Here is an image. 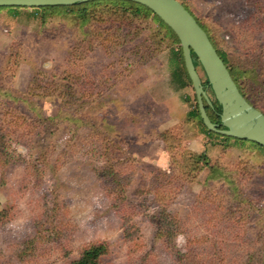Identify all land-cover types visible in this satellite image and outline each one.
<instances>
[{"label": "rangeland", "instance_id": "374dc122", "mask_svg": "<svg viewBox=\"0 0 264 264\" xmlns=\"http://www.w3.org/2000/svg\"><path fill=\"white\" fill-rule=\"evenodd\" d=\"M177 1L264 115V0ZM93 16L0 10V88L18 99H0V264H69L98 243V264H264V149L188 116L177 46L150 19Z\"/></svg>", "mask_w": 264, "mask_h": 264}, {"label": "water", "instance_id": "95a60500", "mask_svg": "<svg viewBox=\"0 0 264 264\" xmlns=\"http://www.w3.org/2000/svg\"><path fill=\"white\" fill-rule=\"evenodd\" d=\"M101 0H0L2 7L49 8L68 7ZM146 8L178 41L184 71L196 103V109L207 132L237 141H246L264 149V115L240 95L226 67L218 57L204 31L177 0H117ZM193 56V57H192ZM199 64L207 86L195 70ZM208 88L219 107L218 123H212L204 108L211 107L205 94Z\"/></svg>", "mask_w": 264, "mask_h": 264}, {"label": "trees", "instance_id": "16d2710c", "mask_svg": "<svg viewBox=\"0 0 264 264\" xmlns=\"http://www.w3.org/2000/svg\"><path fill=\"white\" fill-rule=\"evenodd\" d=\"M183 7H184V9L187 12H189L186 9L185 6H183ZM20 9L31 10L33 16H35L36 13H38V12H41L42 14L46 13V14H51V15L55 14V13L63 14V15H66V16L73 15V16H75V17H77L79 19L81 24H83V23L88 21L89 15L91 13L93 15H95L96 18H98L97 20L101 19L102 17H111V15H115V14H119L121 16H130V17L135 18L137 21H139V20L140 21H146L147 19H150V22L152 21L153 23H155L158 26V29L162 33V35L160 34L161 36L159 34L157 35V39H158L157 43H161V44L164 43L165 40H163V39L165 37V38H167V43H166V45L164 47L173 46V45L177 46V53L172 54V58L170 60L171 63L173 64V70L170 72V77L172 79V83H173L174 89L175 90H179V89H182L184 87H188V86L190 87V82H189V80L187 78V75H186V73L184 71V67H183V63H182L180 49H179V46H178L177 39L172 34V32L166 26H164L162 24V22L158 18H156L154 15L151 14L150 11H148L146 8H144L142 6H139L137 4H133V3H130V2H122V1H117V0H101V1L89 2V3H85V4H76V5H72V6H68V7H49V8H18V7H8L7 8V7H2V8H0V10H6L10 14H13V15L17 14V10H20ZM96 12H98L97 13L98 15H96ZM189 14L191 15L190 12H189ZM95 16H93V17H95ZM194 20L196 21L198 26L201 28V25L197 22V20L195 18H194ZM202 30L206 34L209 42L213 46V48L216 51L218 57L220 58V60L224 64V66L226 67V69H227L232 81L236 85L240 95L245 99V101L250 106H252L250 104V102L248 101V98H247V95H246V89L243 87L242 79L244 77V73L239 71V70H237V68L231 66L230 60H228L227 55L222 53V52H219L216 49V47H215L214 43L212 42V40H211L209 34L207 33V31L204 28ZM155 36H156V34H155ZM153 37L154 36L152 34L151 37H150V40H152ZM161 50H163V49L160 48L158 50V53L162 52ZM195 64H198L197 61H195V63L193 64L194 67H195V70H196V68L199 66V64L197 65V67L195 66ZM199 68H200V66H199ZM200 71L202 72L201 68H200ZM202 85L203 86H207L205 78H204V81H203ZM35 88H37V85L35 86ZM28 91L31 92L32 91V87L28 88ZM1 97L4 98L3 101L1 99ZM0 99L3 102V108H5V109H10L11 107H7V106H9V105L12 106L13 103L18 101V99L14 95L8 93L3 88H0ZM5 100H6V103H5ZM194 101H195V99H194ZM63 103H66L65 100H63ZM66 104H69V103L67 102ZM204 108H205V112H206L209 120L212 123L217 124L218 123L217 114L220 112L219 105L215 101H213L212 104H211V107H209V106L204 104ZM14 111H15V109H14ZM5 115L9 116L10 113L5 114ZM188 116L191 117V118H195L198 121L200 127L204 130V132L206 134L215 135L213 133L207 132L204 129L203 125L201 124V121L199 119V116H198V113H197V109H196V103H195L194 111L190 112L188 114ZM58 117H59V114L57 113L52 118H48L47 120L45 119L44 121H53V119H57ZM13 119L15 120V117ZM61 120H62V118H61ZM74 121H75V119H74ZM215 136H218V135H215ZM218 137H221V136H218ZM222 138L228 139V138H225V137H222ZM234 141H237V140H234ZM109 143L112 146H116V144L114 142H112V141H109ZM252 145H255V144H252ZM190 155H191V157H189V158H192L194 160V164L196 166H197V164L199 162H201L203 167L206 166V159L204 158V154L198 155V154H195V153H191ZM0 162H4L5 163V161L1 158V156H0ZM113 178H117V174H113ZM106 252H107V247L103 243L91 244V245H88L87 247H85L79 253L77 259L74 260V261L69 262V264H98L99 263V259L102 256H104L106 254Z\"/></svg>", "mask_w": 264, "mask_h": 264}, {"label": "crops", "instance_id": "0c3cea01", "mask_svg": "<svg viewBox=\"0 0 264 264\" xmlns=\"http://www.w3.org/2000/svg\"><path fill=\"white\" fill-rule=\"evenodd\" d=\"M172 65H173V64H172ZM172 67H173V66H172ZM185 88H186V87H184V88H182V89H185ZM182 89H179V90H175V89H174V91H181Z\"/></svg>", "mask_w": 264, "mask_h": 264}, {"label": "flooded vegetation", "instance_id": "af4514ba", "mask_svg": "<svg viewBox=\"0 0 264 264\" xmlns=\"http://www.w3.org/2000/svg\"><path fill=\"white\" fill-rule=\"evenodd\" d=\"M206 90H209L208 88H206Z\"/></svg>", "mask_w": 264, "mask_h": 264}]
</instances>
